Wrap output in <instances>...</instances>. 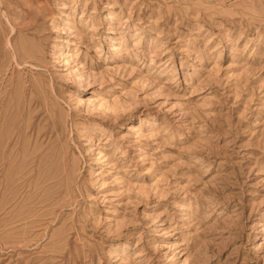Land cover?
<instances>
[{
    "label": "rangeland",
    "instance_id": "1",
    "mask_svg": "<svg viewBox=\"0 0 264 264\" xmlns=\"http://www.w3.org/2000/svg\"><path fill=\"white\" fill-rule=\"evenodd\" d=\"M0 264H264V0H0Z\"/></svg>",
    "mask_w": 264,
    "mask_h": 264
}]
</instances>
